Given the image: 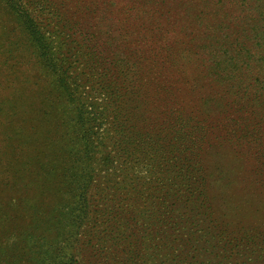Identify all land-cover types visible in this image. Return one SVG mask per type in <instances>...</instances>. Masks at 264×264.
<instances>
[{"label":"rangeland","instance_id":"374dc122","mask_svg":"<svg viewBox=\"0 0 264 264\" xmlns=\"http://www.w3.org/2000/svg\"><path fill=\"white\" fill-rule=\"evenodd\" d=\"M23 1L48 44L0 0V247L44 264H264V106L244 141L218 127L256 92L254 66L216 75L236 66L243 15Z\"/></svg>","mask_w":264,"mask_h":264},{"label":"trees","instance_id":"16d2710c","mask_svg":"<svg viewBox=\"0 0 264 264\" xmlns=\"http://www.w3.org/2000/svg\"><path fill=\"white\" fill-rule=\"evenodd\" d=\"M192 3H201L197 10L198 16L195 18V21L199 25H201L203 19L199 17L200 13L202 14L204 11H208L209 14L214 15L224 8V4L229 6V9L226 11L228 16L234 12L241 13L244 19L249 17L247 20L243 19L244 21L241 19L240 26L235 31L236 39L232 44L237 49H235L236 58L232 63L236 66L230 69L220 70L216 74L219 77L222 76L223 79H236L241 81L239 76L254 66L257 79L254 81L257 84L254 96L251 98L247 97V94H244L243 98L245 97L248 100L245 99V103L239 104V108H234V112L236 110L237 112L227 117L225 116L220 121L222 124H218V127L221 126L223 131L228 132L229 137L237 138L238 141H244L251 134H259L262 130L260 123L252 122L249 119L252 113H246V111L257 110L261 105L264 106V0H199L197 2L192 1ZM6 5L17 16L22 27L26 29L35 43L42 49L47 46L48 43L45 34L37 21L34 20L24 1L6 0ZM238 18L240 17L235 15L231 17L233 24H237ZM224 28L230 30L229 26ZM191 43H196L194 44L195 46L202 47V42L197 41L196 38ZM247 43L251 44V49L245 48ZM226 44L228 45L227 42ZM218 67L221 68V65ZM242 82H245V80L243 79ZM253 101L256 104L252 105ZM242 109H245V111H241ZM179 124L183 125L182 128H190L191 133L197 134L203 133L204 131V126L191 117L177 115L174 119V125L179 126ZM210 126L212 127V125ZM192 141V143L201 144L203 140L194 138ZM39 259L34 256L19 259L18 254L13 257L9 253H6L5 249L0 247V264H44Z\"/></svg>","mask_w":264,"mask_h":264}]
</instances>
